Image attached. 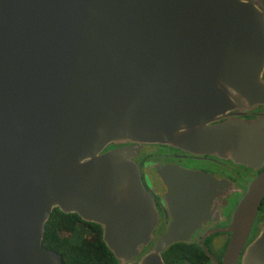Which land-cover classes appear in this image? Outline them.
<instances>
[{"label": "water", "instance_id": "obj_1", "mask_svg": "<svg viewBox=\"0 0 264 264\" xmlns=\"http://www.w3.org/2000/svg\"><path fill=\"white\" fill-rule=\"evenodd\" d=\"M263 70L264 18L248 0H0V264H63L43 244L56 209L101 225L120 264H165L172 234L138 261L157 214L133 145L205 148L206 125L237 107L231 89L264 101L245 95ZM263 199L264 172L225 264ZM243 264H264V232Z\"/></svg>", "mask_w": 264, "mask_h": 264}, {"label": "flooded vegetation", "instance_id": "obj_2", "mask_svg": "<svg viewBox=\"0 0 264 264\" xmlns=\"http://www.w3.org/2000/svg\"><path fill=\"white\" fill-rule=\"evenodd\" d=\"M248 1L255 4L264 18V0ZM260 82V92L245 95L264 98V70ZM231 92L237 98V107L206 125L211 139L205 148L133 145L137 150L130 160L138 166L142 185L157 214L149 245L141 250L138 261L172 234L173 244L160 253L165 264H225L238 211L253 183L264 172V101L251 103L241 92ZM226 122L235 130L226 133ZM237 122L245 124L243 130L237 131ZM131 145H112L109 150ZM146 223L138 220L135 225L142 227ZM261 232L264 199L238 264H243L247 248Z\"/></svg>", "mask_w": 264, "mask_h": 264}, {"label": "trees", "instance_id": "obj_3", "mask_svg": "<svg viewBox=\"0 0 264 264\" xmlns=\"http://www.w3.org/2000/svg\"><path fill=\"white\" fill-rule=\"evenodd\" d=\"M110 146L109 148H111ZM82 228L87 233L78 243L73 238ZM44 247L63 257V264H119L103 240V228L84 222L77 214L56 209L46 226Z\"/></svg>", "mask_w": 264, "mask_h": 264}, {"label": "rangeland", "instance_id": "obj_4", "mask_svg": "<svg viewBox=\"0 0 264 264\" xmlns=\"http://www.w3.org/2000/svg\"><path fill=\"white\" fill-rule=\"evenodd\" d=\"M86 233L87 232L85 230L79 228L78 233L73 238L74 242L76 243L80 242Z\"/></svg>", "mask_w": 264, "mask_h": 264}]
</instances>
